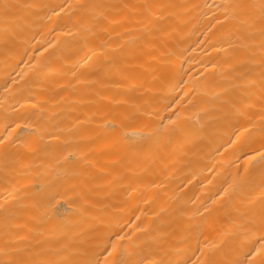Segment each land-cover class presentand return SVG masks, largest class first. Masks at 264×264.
Instances as JSON below:
<instances>
[{
    "label": "bare ground",
    "instance_id": "1",
    "mask_svg": "<svg viewBox=\"0 0 264 264\" xmlns=\"http://www.w3.org/2000/svg\"><path fill=\"white\" fill-rule=\"evenodd\" d=\"M262 5L0 0V264L264 261Z\"/></svg>",
    "mask_w": 264,
    "mask_h": 264
},
{
    "label": "snow or ice",
    "instance_id": "2",
    "mask_svg": "<svg viewBox=\"0 0 264 264\" xmlns=\"http://www.w3.org/2000/svg\"><path fill=\"white\" fill-rule=\"evenodd\" d=\"M5 7H7V5H5ZM262 7V13H264V5L261 6ZM262 20H264V15H262L261 17ZM2 143V142H0ZM262 253L261 249H256L255 252L250 253L247 257H246V261L245 264H255L254 258L257 255H260ZM236 264H239V262H236ZM260 264H264V261H261Z\"/></svg>",
    "mask_w": 264,
    "mask_h": 264
}]
</instances>
